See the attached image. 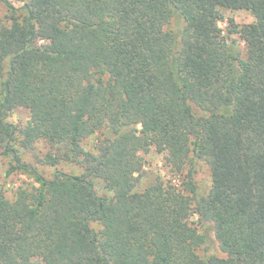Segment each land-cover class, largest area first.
Masks as SVG:
<instances>
[{
  "label": "trees",
  "instance_id": "obj_1",
  "mask_svg": "<svg viewBox=\"0 0 264 264\" xmlns=\"http://www.w3.org/2000/svg\"><path fill=\"white\" fill-rule=\"evenodd\" d=\"M0 2V155L35 182L0 189V264H264V0Z\"/></svg>",
  "mask_w": 264,
  "mask_h": 264
},
{
  "label": "rangeland",
  "instance_id": "obj_2",
  "mask_svg": "<svg viewBox=\"0 0 264 264\" xmlns=\"http://www.w3.org/2000/svg\"><path fill=\"white\" fill-rule=\"evenodd\" d=\"M19 5L18 3H15ZM220 12L223 16V20L219 22V26L226 30V22L228 18H232L233 21L238 25H243L247 23H251L254 19L253 16L250 14L249 11L243 9H228V8H221ZM8 15V11L6 10L5 6L0 2V17H4ZM13 17L18 18V14H12ZM166 28H169L167 26ZM233 38H236L239 42L242 52L244 53V42L238 37V35H232ZM5 119L9 122H12L18 126H23L26 121L29 119V112L24 107H16L13 109H9L5 111ZM44 151L43 145L39 144L37 146L36 152L41 154ZM22 155V160L24 162H29L32 164L40 173H42L45 177L51 178L52 175L56 170H64L69 173L73 174H81L83 170L75 165H59L57 167H48L45 165H40L35 162V159L32 154L24 153ZM142 160H143V169L153 175H156L160 181L166 182L171 181L176 185H179L182 180V175L180 173H173L170 168L166 165L164 156L161 153H158L153 147L149 149L147 152L140 153ZM10 159L8 156L0 155V189L3 190L4 195L12 200L14 197V192L16 188L23 184V183H31L35 184L32 177L29 176L27 173L22 171H15L10 175L6 174V170L9 168ZM91 181L94 184L97 192L101 196L109 195V192L105 189L104 183L102 179L98 175H91ZM194 181L198 183V185L206 184L209 182L208 171L207 168L202 164L199 163L196 172L194 174ZM190 221L194 224H197V216L195 214H191ZM92 228L97 229L99 226L96 222L91 223Z\"/></svg>",
  "mask_w": 264,
  "mask_h": 264
}]
</instances>
